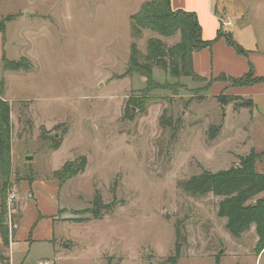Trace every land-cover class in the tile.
Wrapping results in <instances>:
<instances>
[{
  "label": "rangeland",
  "instance_id": "374dc122",
  "mask_svg": "<svg viewBox=\"0 0 264 264\" xmlns=\"http://www.w3.org/2000/svg\"><path fill=\"white\" fill-rule=\"evenodd\" d=\"M151 1L0 0V22L14 17L6 24L7 56L30 66L5 75L7 96L19 100L21 124L20 138L17 129L12 134L20 167L12 165L10 186L0 187L4 258L10 251L1 232L8 228L12 234L21 201L9 211L7 205V212L3 196L18 193L16 185L34 170L59 186L61 221L90 218L56 225V234L77 238V253L89 258L67 264H167L177 228L178 264H264L255 225L234 237L228 220L218 217L222 197L184 190L194 175L229 170L253 150L259 155L256 172L264 174V99L241 96L237 88L249 85L222 81L221 75L175 79L155 67L159 83L151 88L141 75L124 78L133 43L146 54L154 35L168 46L179 39V33L166 38L148 29L134 38L132 18ZM243 1L253 3L246 24L253 47L264 54V0ZM223 33L236 42L231 31ZM260 60L257 66L252 62L258 75L264 71ZM248 103L252 109L237 107ZM213 127L220 128L216 138L210 137ZM56 142L58 151L52 149ZM82 156L88 164L83 174L64 184L54 178L56 170ZM97 195L114 209L94 220L89 209ZM258 200L264 201V193L252 201Z\"/></svg>",
  "mask_w": 264,
  "mask_h": 264
},
{
  "label": "trees",
  "instance_id": "16d2710c",
  "mask_svg": "<svg viewBox=\"0 0 264 264\" xmlns=\"http://www.w3.org/2000/svg\"><path fill=\"white\" fill-rule=\"evenodd\" d=\"M14 17L9 16L0 22V33H4L6 24L13 21ZM132 27L134 38L139 39L144 29L156 31L159 35L169 38L179 33L180 42L168 46L159 38L149 39L147 45V53L143 54L138 49L136 43L131 46L130 63L125 71V76L138 74L145 78L146 86L150 87L158 84L154 80V68L158 67L168 73L171 77L179 79L189 77L193 79H203L193 65V54L204 48H211L216 41L225 39L227 44L233 47L236 52L243 56H248L235 41L225 36L221 30L214 40H204L202 37V26L198 22L197 15L190 12L172 11L170 8V0H152L145 3L139 14L133 16ZM25 60V59H23ZM4 70L17 72L21 69H30L29 64L23 66L22 62H15L6 59L4 56ZM27 61V60H25ZM27 63V62H26ZM23 66V67H22ZM250 72L240 78L228 77L222 74L219 79L222 81L232 82L237 86L257 85L264 83V77L257 78L255 69L250 63ZM254 78V80H252ZM4 84H1V91ZM238 108H253L252 103L246 106H237ZM135 108L132 109V112ZM219 127H213L210 130V137L216 138L219 134ZM12 131L13 125L11 121V106L8 101H4L0 97V187L3 190L10 186V179L13 173L12 166ZM61 146V142L52 145V149L57 150ZM259 155L253 150L245 157H240L239 164L233 166L229 170H219V172H211L204 170L200 175H194L184 185V190L194 195L204 196L213 194L215 197H222L219 202L218 217L228 220L226 228L234 237H241L251 225H255L258 242L256 249L261 255L264 252V201H252L259 194L264 193V174L256 172V163ZM88 164L86 156H82L75 161H68L61 170L55 171L54 178L59 180L61 184L68 182L69 179L77 177L86 171ZM4 195V194H3ZM1 195V196H3ZM5 198V210L7 211L8 196ZM3 198V201H4ZM252 201V202H251ZM114 209V204H104L101 195H97L92 203L89 212L92 219L99 220L103 218L102 211L110 212ZM8 212V211H7ZM73 223H84L90 221V218L78 220L76 218L69 219ZM9 229L1 232L3 245L9 247ZM176 237L179 240L180 232L177 228ZM177 240L174 249V255L170 256L167 264H178L181 256V243ZM0 248V262L5 264L8 260L2 255Z\"/></svg>",
  "mask_w": 264,
  "mask_h": 264
},
{
  "label": "crops",
  "instance_id": "0c3cea01",
  "mask_svg": "<svg viewBox=\"0 0 264 264\" xmlns=\"http://www.w3.org/2000/svg\"><path fill=\"white\" fill-rule=\"evenodd\" d=\"M244 3L245 1L243 0H170L172 11H185L197 15L198 22L202 26V37L204 40H214L221 30L231 31L237 44L248 51V56H243L229 46L225 39L216 41L211 48H204L193 54L194 70L200 76L207 78L225 74L228 77L240 78L250 72V63L252 65L254 63L257 66V60H260V58L259 65L264 62V54L258 51V46L256 49L253 47L256 41L250 37L248 33L250 25L246 24V20L253 13V3L251 2L252 5L249 7ZM14 16L17 17V15ZM2 17L0 11V18ZM229 20H237L240 23L228 24L227 21ZM4 31V33H0V97L4 101H8L11 106L12 134L17 129L19 136V125L21 123L16 116L17 112H15V105L19 100L9 99L6 93L5 75L7 72L11 73L13 71L4 70V56L10 60L7 56L6 28ZM151 38H158V36L154 35ZM178 42H180V35ZM24 55L20 56V58H27L26 54ZM255 76L257 78L264 77V71L263 73L261 72V75H258L256 70ZM2 83L4 84V93L1 91ZM216 85L221 84L217 83ZM237 89L241 96L251 97L257 103L260 102L258 98L264 99L263 83ZM23 101H26V99ZM30 112L29 107L28 113ZM16 121L18 122V127H16ZM14 139L15 137L12 138L11 146L12 165L17 170L20 166L15 163ZM30 174L29 178H24L16 185L17 194L21 201L19 204L20 215L16 219L15 224L11 225L13 231L9 236L8 251L10 253L6 255L8 261L5 264H45V262L49 264H67L71 261L89 259L87 256L83 258L84 253H77L81 250L75 248L78 243L77 238L72 239L63 236L61 233L56 234V225L58 223L63 225H71L73 223L69 219L68 222L60 220L59 186L52 185L48 180L38 177L34 170ZM6 248L8 249V247Z\"/></svg>",
  "mask_w": 264,
  "mask_h": 264
},
{
  "label": "built area",
  "instance_id": "2783aa9c",
  "mask_svg": "<svg viewBox=\"0 0 264 264\" xmlns=\"http://www.w3.org/2000/svg\"><path fill=\"white\" fill-rule=\"evenodd\" d=\"M19 200V196L18 194L12 190L8 193V201H7V205H8V211L11 210L12 206L14 205L15 201ZM11 231H13V229L11 228ZM45 264H49L48 262H45Z\"/></svg>",
  "mask_w": 264,
  "mask_h": 264
},
{
  "label": "water",
  "instance_id": "95a60500",
  "mask_svg": "<svg viewBox=\"0 0 264 264\" xmlns=\"http://www.w3.org/2000/svg\"><path fill=\"white\" fill-rule=\"evenodd\" d=\"M27 160H29V161H30V160H33V157H28V159H27Z\"/></svg>",
  "mask_w": 264,
  "mask_h": 264
}]
</instances>
